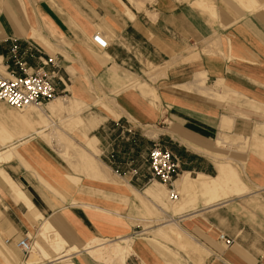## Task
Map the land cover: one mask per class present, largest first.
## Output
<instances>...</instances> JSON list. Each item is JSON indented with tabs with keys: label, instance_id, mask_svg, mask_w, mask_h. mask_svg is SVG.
<instances>
[{
	"label": "crops",
	"instance_id": "crops-1",
	"mask_svg": "<svg viewBox=\"0 0 264 264\" xmlns=\"http://www.w3.org/2000/svg\"><path fill=\"white\" fill-rule=\"evenodd\" d=\"M245 10L237 15V8L223 0H39L29 4L25 16L15 1L0 0V63L13 66L8 47L14 40L33 48L27 57L31 68L38 63L35 49L53 54L56 97L93 108L95 133L87 136L98 140L101 153L112 148L108 130L118 120L129 137L143 136L146 127L157 135L153 142L171 151L179 166L178 192L194 202L182 210L176 205L169 217L201 248V260L205 250L204 264H264V14ZM97 99L118 116L95 104ZM49 104L41 111L45 116ZM9 108L0 102V150L14 146L15 157L0 162V168L66 247L77 248L29 264H97L83 254H88L84 242L129 234L136 218L131 194L143 202L152 184L138 176L116 185L111 168L101 162L100 169L98 161L97 176L105 180L83 183L56 144L38 134L45 124L37 110ZM230 165L242 181L230 176ZM67 174L79 177L76 186ZM0 201L8 206L6 220L12 224L5 230H13L12 245L21 252L18 239L29 236L41 219L27 212L1 176ZM220 233L232 242L225 245ZM133 252L141 264L161 263L147 244H133Z\"/></svg>",
	"mask_w": 264,
	"mask_h": 264
},
{
	"label": "rangeland",
	"instance_id": "rangeland-1",
	"mask_svg": "<svg viewBox=\"0 0 264 264\" xmlns=\"http://www.w3.org/2000/svg\"><path fill=\"white\" fill-rule=\"evenodd\" d=\"M14 1L17 4V10L20 9L22 13H24L23 11L25 10L24 14L25 16H27V12H28L27 8H29V4L35 3L36 1L39 0H13V2ZM128 1L131 3L133 2V0H128ZM145 1L149 2L150 4L154 2V0H149V1L145 0ZM223 1L229 7L237 8V15L246 12L247 10L245 9H253L252 7H255L257 11H259L260 10L259 6L264 5V0H255V1L254 0H223ZM203 3L205 2L203 1H201V3L200 1L198 2V4L200 5L201 4L203 5ZM207 8L209 10V6H207ZM10 70H15V68H13V66L11 65L7 68L0 63V76H9ZM143 87L146 88V85L143 84ZM102 102L103 101L101 99H97V102H95V104L99 105L102 104ZM52 104H54V101L50 102L48 106L50 105L52 106ZM86 106L87 105L84 102L80 101L79 107L81 108L82 111L81 117L83 118L84 123L80 125L78 128H72L69 131L67 130L61 131L62 128L64 127V123L66 124L68 118L67 115H69L65 107L64 108L59 107L52 111H49V116L50 119L52 120L51 123L48 122V119L44 114H42L41 111L37 112L38 115L44 121V124L46 126V130L43 132V134H39V135L44 136V138L48 140L50 145L52 143L56 144L54 148L56 149L58 154L65 160L69 171L85 178L83 183L89 180H105L97 176V174L100 173L97 172L96 174L95 173L92 174L91 172H88L85 169L84 164L87 161V159L94 161L96 165L98 161L100 165L103 163L111 168L112 176L114 177V181L116 185L123 183V181L124 182L127 181L128 177L131 178L129 181H131L132 183L133 181H135V177L139 176L144 182V184L146 185L155 184L154 185L155 190L162 191L163 193L162 200H155L147 196L145 198H142L143 202L134 193L131 194L130 202H131V207L133 208L132 215H134L136 218L135 220L131 221L134 227L131 229L130 233L127 234L131 237L130 239L131 250L128 251L129 253L128 252L126 253V251L124 250V254H125L124 256L125 258L123 259V261L125 260L124 264H141L139 263V260L137 259V257L133 252V244H136L137 242L147 244L151 250L156 252L161 258L160 264H171V263L172 264L173 263L174 264H204V256L206 255L205 250L204 252L202 251L201 256L203 259L201 260L198 251V249L201 251V248L197 244H195L193 240L188 238L182 225H180L177 222L179 226L182 228L180 231H178L180 237L177 238L176 235H174L171 232V230H169V227L163 224L165 223L166 219L170 218L169 213L171 210L173 211V213H175L174 209L176 205L179 204L178 207L179 209L181 208V205H183L182 209H184L186 204L191 205V203H193L194 201L192 202L190 196L184 197L182 191L178 192L175 182L173 185V189L175 192L177 191L178 193H177V198L172 200L171 197L169 198V191H168L169 188L166 185L161 184L158 180L151 178V176L149 175L147 154H148V149L150 148L152 143H154L153 138H155L157 135L152 136L154 132H148V130L150 129L145 127L141 131L144 134L143 136L137 135V136L129 137L128 134L130 132L123 131V124H121V122L118 120V121H114V123L110 126V130H108V138H107L108 146L112 148L109 149L107 152L103 151L101 153V147L98 140L96 141L94 138H92L91 142L93 146L95 144L96 147L94 146V149H91L87 145V141L89 137L87 135H92L95 132L91 131L93 125L89 126L87 124V120L91 119V116L93 115V108L89 109ZM45 107L46 105L42 108L44 109ZM9 109L13 110L14 112H18V110L16 109H12V108ZM107 111L113 114L115 117L118 116L117 113L109 106L107 108ZM84 128L87 129V132L82 131L83 133H85L84 136L82 137L81 130L82 129L85 130ZM152 130H154V128ZM65 132L72 138L65 136ZM102 146L105 147L106 145L102 144ZM58 149H60L61 152L65 150V154L59 153L60 151H58ZM92 153H95L93 157L96 160H93V158L91 157ZM76 160L79 164H75ZM101 168L102 165L100 166V169ZM190 175L193 177L195 176L194 174H190ZM142 189L143 188H139L138 191H141ZM143 195L144 194L142 193V195L140 196ZM197 197L196 198L198 205L202 198L200 195H198ZM187 198L188 200H186ZM0 210L3 212V215L0 217V249L1 250L4 249L5 251L6 250L5 245H7L9 249L6 250L7 253L10 256L11 255L16 256L18 259L13 264H20L21 262H23V260H26L28 256L26 257V255H23L18 249H16L12 245L14 239V237L12 236L13 230L10 229L5 230V228H8L12 225L10 221L6 220L8 218L7 217L8 206L2 203L1 201H0ZM32 229L33 232L32 230H30L29 236L31 238V242L33 243L35 241V234L38 230V222H35L34 228ZM3 240H5L6 243L5 245L2 243ZM82 252L87 258L93 260L97 264H104L103 262L105 263L109 262V260L107 261L97 260L93 256L92 258L88 254L84 253V251ZM109 254L105 258L107 259L111 258L110 262L112 260H120V257H117L115 255L112 256L111 252ZM29 255L31 256L32 254ZM42 261L44 262L47 260L42 259ZM0 264H9V263H7V261L3 260L0 257Z\"/></svg>",
	"mask_w": 264,
	"mask_h": 264
},
{
	"label": "bare ground",
	"instance_id": "bare-ground-1",
	"mask_svg": "<svg viewBox=\"0 0 264 264\" xmlns=\"http://www.w3.org/2000/svg\"><path fill=\"white\" fill-rule=\"evenodd\" d=\"M137 4H139V6H140L139 2ZM204 5L205 4L203 3V5L201 4L200 6L205 8V10L209 11L207 6L206 5L204 6ZM252 8L256 9L255 7H252ZM259 9H260V11L264 12V5L259 6ZM209 13H210V11H209ZM211 14L212 15L215 14V11L211 12ZM129 15L132 17L130 12H129ZM32 33H33L32 35H35V36H37V38H40L41 40H43V42L46 43L48 45V47L49 46L51 48L53 47L52 44L49 41L45 40V38H43V36H41L39 32H38L39 34L37 32H35V31L32 32ZM32 35H30V36H32ZM56 51H57V49H56ZM52 101H54V104H52V106L51 105L48 106V108H47L48 111L47 112L45 111L46 118L48 119L49 123L52 122V120L50 119V116H49V111H52V110H54L56 108H59V107H63V108L65 107L67 109V112L69 113V115H67L68 118H67L66 124L64 123V127L62 128L61 131H64V130L69 131L70 129L77 128V127H79L80 125H82L84 123V120L81 117V112L82 111H81V108L79 107L80 101H78L75 98H70V97H68V98L67 97H60V98L55 97ZM95 102H97V101H95ZM101 105L103 106V108H105L107 110L108 106L106 104L102 103ZM32 108L36 109L37 112L43 111V108H39V107L38 108L32 107ZM87 124L89 126H92V125L94 126L95 124H94L93 118L92 119H88L87 120ZM44 129H46V126L44 127ZM44 129L39 131L38 134L39 133H43ZM91 139H92L91 137L88 138L87 145H88L89 148L94 149V146H93V144L91 142L92 141ZM1 143H4V141L2 140ZM14 149H15L14 146H10V147H7V148H5L3 150H0V162L9 160L10 158L15 157ZM60 149H58V151H60L59 153L65 154V150L61 152L62 149L61 150ZM84 165H85V169L88 172H91L92 174H94V173L96 174L97 172L100 173L99 172V168L96 165V163H94V161L87 159V161L85 162ZM228 169H229V173H230L231 177H233L234 179H236L239 182L242 181V180H240L239 177H235L234 176V171L232 170L233 167L231 165H230V167H228ZM0 176L6 182V184L10 188V190L15 194L16 198L26 208L27 212L29 214H31V216H33L34 219H36V220L41 219L42 218L41 214L36 210V208L33 206V204L28 199V197L24 194V192L18 187V185H16L11 180V178L1 168H0ZM66 178L69 179L70 181H73L74 185L78 182V179H79L77 176H74L72 174H67ZM189 180H190V178H189ZM188 184H191V183H188ZM233 184H231V185H233ZM74 185H73V188L76 186V185L75 186ZM154 185H152V186L148 185L149 187L148 188L146 187L145 193H144L145 196L151 197V198H153L155 200H162V197H163L162 191L155 190ZM69 186H71V185H69ZM189 186L192 187V185H188V187ZM236 188L235 189L231 188V189L232 190L234 189L233 191H235V190H237ZM189 189H193V187L189 188ZM242 190H246V187L245 186L242 187ZM239 191H241V190H239ZM176 193H178V192L176 191ZM176 198H177V196L175 198H172V200H174ZM98 210H100V209H98ZM1 213L2 212L0 211V217L2 216ZM163 224L168 226L169 230H171V232L174 235H176L177 238L180 237L178 231H180L182 228L179 226V224L174 219H172V218L166 219L165 223H163ZM185 233H186V231H185ZM2 243L5 245V240H3ZM130 243H131V240L129 239V237L127 235L116 236L115 238H112V239L95 237V238H93V239H91V240H89L87 242H84L83 249L89 255L93 256L97 260H104V261L109 260L110 261L111 258L107 259L105 257L111 252L112 256L115 255L117 257H120V260L123 261V259L125 258L124 257L125 256L124 250L126 251V253L131 250ZM31 244H32V248L34 250L31 249L30 252L28 254H26L28 256V258H26L25 262H21L20 264H29V263H32V262L41 261L42 259L55 260V259L61 258L64 255L70 254L71 252H75L77 250V248L75 246L66 247L65 240L53 228V226L50 224V222L47 219H41V221L39 222L38 230H37V232L35 234V241L33 243H31ZM5 248H6V250H9L7 245H5ZM6 250L4 251V249H2V250L0 249V257L3 260L7 261V263L13 264L18 259L14 255L10 256L7 253ZM29 254H32V255L30 256ZM109 256H110V254H109Z\"/></svg>",
	"mask_w": 264,
	"mask_h": 264
},
{
	"label": "built area",
	"instance_id": "built-area-1",
	"mask_svg": "<svg viewBox=\"0 0 264 264\" xmlns=\"http://www.w3.org/2000/svg\"><path fill=\"white\" fill-rule=\"evenodd\" d=\"M35 50L39 53L36 56L38 63L31 68L27 57L33 48L28 44L22 47L18 41H12L8 47V59L16 71L10 70L9 76H0V102L21 112L32 107L42 108L57 96L55 79L58 78V65L55 57ZM147 163L151 178L166 185L169 197L175 198L177 193L173 185L179 174V166L171 151L154 142L148 149ZM218 239L225 245L232 242V238L223 233L218 235ZM31 243L26 234L18 239L17 245L22 254L30 252Z\"/></svg>",
	"mask_w": 264,
	"mask_h": 264
}]
</instances>
